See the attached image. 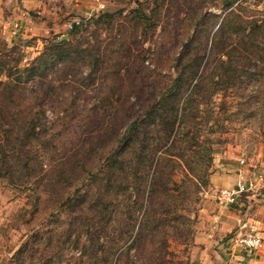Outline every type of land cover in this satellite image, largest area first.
Listing matches in <instances>:
<instances>
[{
	"label": "rangeland",
	"instance_id": "rangeland-1",
	"mask_svg": "<svg viewBox=\"0 0 264 264\" xmlns=\"http://www.w3.org/2000/svg\"><path fill=\"white\" fill-rule=\"evenodd\" d=\"M8 2L0 264H264V0Z\"/></svg>",
	"mask_w": 264,
	"mask_h": 264
},
{
	"label": "trees",
	"instance_id": "trees-1",
	"mask_svg": "<svg viewBox=\"0 0 264 264\" xmlns=\"http://www.w3.org/2000/svg\"><path fill=\"white\" fill-rule=\"evenodd\" d=\"M249 34L247 33V36ZM179 82H180V78H175V81H174V90H175V87L179 86ZM194 86V85H193ZM195 89H198V87L195 85ZM179 91V92H178ZM177 93L175 92L172 96L173 98H176L177 97V100H178V103L180 102V100L183 98L184 101L182 103V105H184L183 107V111L181 112V123H183L184 125V128L186 127H189L190 126V118H193L194 117V114H191L189 112H187L188 110V107L186 106H189L192 104V97L193 95H196L195 92H191L190 94H188L187 97H184L181 93H180V90H178ZM186 98L187 101H186ZM178 113H179V107H175V108H172L171 110H168L165 114H163L160 118L161 122H160V126H161V132L164 131V135L165 137H167L169 135V133L173 130L178 118ZM188 131V130H187ZM179 132V131H178ZM188 135V133H186ZM162 138V137H161ZM187 140V139H186ZM193 141V143H189V145H193L195 146L196 143L194 142V139L192 138L191 139ZM161 142V141H160ZM126 145V143H125ZM188 145V146H189ZM210 160H211V156L209 155V151L208 153L205 155L204 157V167H203V172H207L208 171V168H209V164H210ZM5 162L3 161V164ZM164 207V205H162ZM162 207V208H163ZM146 219H148V212L146 211L145 212V216H144V220L146 221ZM85 222L87 221H84L82 222V224H84ZM143 223H141V227H142ZM144 226V225H143ZM145 229H146V226H145ZM142 234V233H141ZM97 235V234H96ZM89 237H95V236H92V234H89ZM136 238V237H135ZM89 240H93L92 238H89ZM136 241V239L133 240V242ZM138 241V240H137ZM141 241V237H140V240ZM156 258H159V256L156 255ZM150 263V262H148ZM146 264V263H145Z\"/></svg>",
	"mask_w": 264,
	"mask_h": 264
},
{
	"label": "built area",
	"instance_id": "built-area-1",
	"mask_svg": "<svg viewBox=\"0 0 264 264\" xmlns=\"http://www.w3.org/2000/svg\"><path fill=\"white\" fill-rule=\"evenodd\" d=\"M80 20L79 19H73L72 21L67 23V27L72 28L74 25L79 24ZM17 27L19 28L18 23H14L13 27L9 28V31L13 34L12 37L14 36L15 32L17 31ZM0 36H2L1 33V19H0ZM6 37L5 40H9V37L5 35ZM239 182L234 185L231 188H220L219 193H218V199H220L221 203L223 205H229L234 202H236L237 197L240 195L241 192L249 189V186L251 185V182L243 181L242 179L238 180ZM248 185V187H247ZM238 243L241 244L242 246L252 250V249H258L259 247L262 246V238L257 235V234H248V235H242L238 239Z\"/></svg>",
	"mask_w": 264,
	"mask_h": 264
},
{
	"label": "crops",
	"instance_id": "crops-1",
	"mask_svg": "<svg viewBox=\"0 0 264 264\" xmlns=\"http://www.w3.org/2000/svg\"><path fill=\"white\" fill-rule=\"evenodd\" d=\"M2 3H4V5H6L7 6V8L8 9H10L11 7H10V5H9V2H8V0H0V5L2 4ZM7 9V10H8ZM1 6H0V12H1ZM11 22H14V21H11ZM11 22H9L8 24H10L9 26H11V28L13 27V24L14 23H16V22H14V23H11ZM1 23H2V21H1ZM19 25V24H18ZM7 29V28H6ZM6 29L3 27L2 28V30H4V32H6ZM8 29H9V27H8ZM18 29H20V28H18ZM17 30V29H16ZM15 34H16V32H15ZM15 34H14V36H15ZM262 260H264V257H263V259Z\"/></svg>",
	"mask_w": 264,
	"mask_h": 264
}]
</instances>
